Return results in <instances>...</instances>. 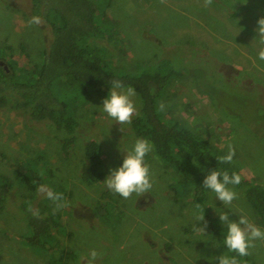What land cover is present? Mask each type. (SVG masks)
Masks as SVG:
<instances>
[{"label":"rangeland","instance_id":"1","mask_svg":"<svg viewBox=\"0 0 264 264\" xmlns=\"http://www.w3.org/2000/svg\"><path fill=\"white\" fill-rule=\"evenodd\" d=\"M112 1L105 10L119 30L113 38H106L111 47L108 54L112 56L108 66L134 74L146 63H156L170 55L183 76L172 77L159 100L165 116L179 120L189 133L223 147L224 151L230 140L235 150L232 165L240 168L247 181L264 187V66L254 64L250 50L233 39L242 34L233 28V19L229 22L222 8L216 9L210 0ZM249 1L264 5L262 0ZM31 6V0H0V53L5 61L19 59L20 66L30 60L42 61L40 51L46 32L41 29V22L28 23L33 16ZM227 9L232 12V8ZM251 12L244 9L238 18L253 30L255 19ZM220 26L227 35H221ZM245 35L252 40L248 33ZM21 40L26 42V51L21 49ZM105 94L69 92L65 96L69 102L77 96L73 114L79 122L77 139L66 148L68 153L60 140L66 134L56 131L49 121L35 122L27 115L0 109V172L14 181L17 173L13 166L26 162L25 159L33 160L47 183L66 191L68 201V206L57 210L62 227L59 231L54 229V238L50 236L42 248H31L25 240L30 233L25 211L42 194L24 189L28 199H20L21 193L16 191L19 195H14L13 204L0 211V264H79L81 254L89 247L102 252L97 264H190L194 259V264H210L207 256L223 252V245L192 241L193 235L186 234L184 227L193 221L189 215L192 206H188L192 192L189 189L183 197L177 194L182 187L179 176L174 168L165 167L154 146L147 157L153 180L151 194L128 199L110 196L99 201L106 190L102 182H82L87 142L95 140L102 145L106 173L109 166L115 167L121 160L119 141L136 136L130 124L122 125V130L99 111L97 104ZM140 100L136 92L133 114ZM187 106H192V112ZM234 191L237 199L233 210L247 212L254 223L264 228L237 185ZM98 202L104 206L103 216L95 215ZM214 202L229 211L221 202ZM209 213L212 223L219 225L215 211L205 206L204 216ZM229 218L236 219L237 214L229 212ZM205 239L219 243L217 237ZM241 264H264V242H256Z\"/></svg>","mask_w":264,"mask_h":264},{"label":"trees","instance_id":"2","mask_svg":"<svg viewBox=\"0 0 264 264\" xmlns=\"http://www.w3.org/2000/svg\"><path fill=\"white\" fill-rule=\"evenodd\" d=\"M31 1L32 15L40 18L41 29L46 32L43 35L44 46L40 51L42 61L30 60V63L26 62L25 65L20 66L17 62L19 59L5 61L0 53V61L4 63L0 62V109H10L20 115H27L35 122L49 121L56 131L66 134L60 138L62 148L66 151V148L77 139L75 133L79 122L73 114V100L77 96L71 102L65 96L69 92L86 96L90 95V91L106 93L108 87L106 81L118 78L126 85L133 86L141 98L130 124L133 132L136 136L149 139L158 156L164 161L165 167L175 169L179 176V184L182 186L177 194L183 197V194L191 190L192 197L188 206H193L197 202L195 200L197 195H201L203 199L207 198L206 191L197 185L202 180L205 168L217 167L220 170L237 171L241 174L240 168L234 167L232 163H224L216 159L223 155V147L197 134L189 133L179 120L165 116L159 100L165 94L170 79L183 76L181 69L175 67L170 55L156 63L155 60L153 63H146L142 70L134 74L117 72L108 66L112 56L108 54L111 52V47L106 38H113L119 30L114 19L105 10L106 7L111 6L112 0ZM209 2L218 10L222 8L229 22L233 19L232 26L235 30L238 29L242 34L248 33L251 38L254 35L251 25L246 21L242 22L238 16L244 9L252 11L255 22L258 16L264 15V5H252L249 0L244 4H240L243 0L217 2L210 0ZM223 2H227V5ZM227 6L232 8V12H229ZM13 7L16 5L13 4ZM39 28L37 26L40 31ZM223 33L227 35V31H223L222 36ZM242 34L233 39L245 45L255 57L254 42H251L247 35ZM228 36L232 39L231 33L228 32ZM20 46L26 51L25 40H21ZM28 55L30 56L29 53ZM191 108L192 106H187L192 112ZM84 154L87 163L82 170V182L89 185L101 182L105 175L102 145L91 140L85 144ZM25 160L26 162L13 166V170L17 173L14 181L7 174L0 172V211L6 210L8 205L13 204L14 195H19L16 191H20V199H28L29 194L23 192L24 189L37 194V184H47L66 197V191L55 184L47 183L35 161ZM192 160L193 162L197 160L198 164L194 165ZM29 162L34 163L36 167H30ZM237 187L245 194L261 222L264 223V187L250 183L242 174L241 183ZM110 196L117 195L104 190L99 201ZM98 204L99 202L95 204L98 208L95 215H105L104 206ZM35 205L37 206L34 207ZM31 207L30 210L21 209L27 210L25 213L30 233L25 239L26 244L31 248H42L46 246L47 239L54 235V229L59 231L62 227L61 214L57 210L53 211L51 202L43 195L39 198L35 197ZM33 210H39V215H33ZM202 226L205 232L209 233L206 236L212 235L218 240L222 238L220 226L212 223L210 213L204 216ZM194 227H197L194 221L184 227L188 236L193 235Z\"/></svg>","mask_w":264,"mask_h":264},{"label":"clouds","instance_id":"3","mask_svg":"<svg viewBox=\"0 0 264 264\" xmlns=\"http://www.w3.org/2000/svg\"><path fill=\"white\" fill-rule=\"evenodd\" d=\"M28 23L40 24V18L32 16ZM253 31L254 35L251 40L255 44L253 63H264V15L258 16ZM106 84L107 92L101 102L97 104L99 111L111 121V124L116 122L120 127L131 124L133 113L136 110L135 88L126 85L118 78L109 79ZM118 150L122 153L121 160L115 167L107 168L103 179L100 180L102 187L123 199H128L133 195L137 198L151 194L153 180L147 162V157L153 151L151 141L144 137L129 136L122 143L119 141ZM234 155L235 150L229 140L223 155L216 159L224 163H231ZM192 163L196 165L198 161L193 162L192 160ZM205 169L202 180L197 185L206 191L207 198L203 199L201 195H197L195 197L197 202L189 210V215L197 225L193 228L192 241H212L214 245H223L224 250L219 256L206 257L210 264L212 261H215L216 264H241L243 258L250 255V250L256 242H264V228L254 223L247 212L233 210V202L237 199L234 186L241 183V174L237 171L220 170L217 167ZM36 192L51 202L53 211L68 206V201L63 193L54 191L47 184H37ZM214 201L221 202L224 208L229 211L222 210ZM205 206L211 207L217 214L222 238L215 240L220 241L219 243L213 239H205V236L209 234L202 226ZM229 212L236 213L237 218L230 219ZM32 214L39 215V210H33ZM101 255L102 252L98 251L96 247H89L85 253L81 254L79 264H97ZM194 260L190 261V264H194Z\"/></svg>","mask_w":264,"mask_h":264},{"label":"water","instance_id":"4","mask_svg":"<svg viewBox=\"0 0 264 264\" xmlns=\"http://www.w3.org/2000/svg\"><path fill=\"white\" fill-rule=\"evenodd\" d=\"M2 64H4L2 61H0Z\"/></svg>","mask_w":264,"mask_h":264}]
</instances>
